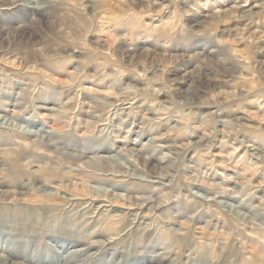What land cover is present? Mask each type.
<instances>
[{"label": "clouds", "instance_id": "obj_1", "mask_svg": "<svg viewBox=\"0 0 264 264\" xmlns=\"http://www.w3.org/2000/svg\"><path fill=\"white\" fill-rule=\"evenodd\" d=\"M0 264H264V0H0Z\"/></svg>", "mask_w": 264, "mask_h": 264}]
</instances>
